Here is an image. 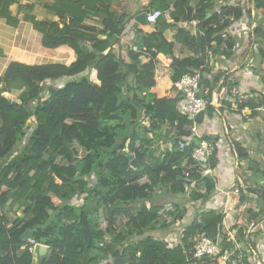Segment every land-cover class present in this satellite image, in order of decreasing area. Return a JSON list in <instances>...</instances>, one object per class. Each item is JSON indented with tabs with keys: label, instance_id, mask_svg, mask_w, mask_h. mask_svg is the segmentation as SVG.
<instances>
[{
	"label": "trees",
	"instance_id": "16d2710c",
	"mask_svg": "<svg viewBox=\"0 0 264 264\" xmlns=\"http://www.w3.org/2000/svg\"><path fill=\"white\" fill-rule=\"evenodd\" d=\"M115 1L54 0L44 4L51 18L40 20L32 13L33 4L0 0V17L8 25L18 27L21 19L30 22L42 34L43 46L67 45L76 54L70 64L11 61L0 75V264H34L29 233L52 248L43 264H191L196 236L205 233L216 239L219 234L222 215L202 208L197 210L200 219L183 226V238L174 245L163 234H153L188 211L173 201V221L159 226L162 212L170 208L154 202L157 190L187 196L190 203L206 202L215 191V181L202 176L191 161L193 145L180 148L194 123L177 109L180 94L165 87L159 96L153 89L159 85L162 60L172 70L171 82L199 70L200 94L210 101L224 74L213 70L230 63L238 46L234 30L228 29L234 21L250 17L251 10L244 0L238 5L197 0L195 6L196 0H150L149 6L163 14L152 31L137 28L123 42L131 17L114 11ZM253 3L257 16L252 42L260 44L258 53L264 59V0ZM15 4L16 15L11 10ZM54 16L59 20H52ZM192 21L197 22L195 34L176 28ZM174 28L169 39L165 33ZM25 35L33 44L35 34ZM84 43L90 52L82 48ZM177 43L190 54L178 57ZM33 47L38 60L70 59L61 51L43 50L37 40ZM63 78L72 79L59 87L57 81ZM237 82L227 77V93L234 101H223L219 110L250 121L259 108L264 110V92L237 98L231 93ZM16 90L19 101L4 95ZM216 110L210 104L207 113L212 116ZM160 143L166 147L161 149ZM237 152L253 175L264 178V157L259 161L241 144ZM129 153L139 167L131 165ZM143 178L146 182L141 183ZM118 201L124 206L115 208ZM101 211L106 215L104 227ZM258 216L249 218L257 221Z\"/></svg>",
	"mask_w": 264,
	"mask_h": 264
},
{
	"label": "built area",
	"instance_id": "2783aa9c",
	"mask_svg": "<svg viewBox=\"0 0 264 264\" xmlns=\"http://www.w3.org/2000/svg\"><path fill=\"white\" fill-rule=\"evenodd\" d=\"M250 10L251 19L243 18L241 20V32L239 31L238 39L244 34L254 40L255 27L253 19L257 16L254 3ZM162 14L163 11L160 9H149L146 12L148 24L155 25ZM237 49L240 50L241 47ZM236 69L237 67L226 64L224 66L218 65L213 70V73L221 70L224 71V74L218 86L212 92L210 101L200 94L201 72L199 70L185 74L180 80L171 84V87L175 88L180 94L177 102L178 111L194 122L190 127L189 135L181 140L180 148L185 149L186 146L193 145L192 163L198 167L202 176H210L215 181V190L223 196L220 207H218V210L216 209L218 214L222 215V222L218 225L219 234L216 239L205 233L196 236L197 239L193 240L194 244L190 249L192 255L189 260L191 264L207 263L208 261L209 264H264V259L253 237L259 224L256 220L250 219L249 216L244 215L236 220L231 214V212H237L233 205L238 203L242 190L251 187L240 174L244 163L237 152V144L241 143L235 134L236 130H233L236 126L229 121V111L222 113L219 110L223 106V101L232 100L231 95L227 93L228 85L226 81L227 77H230V74ZM65 79L72 78L58 80L57 83L60 87L65 84V81H68ZM210 104L216 106L217 109L212 116L207 113ZM201 113H203V119L200 121L198 116ZM203 125L207 127L203 129ZM213 158L218 160V164L220 161L221 166L234 173L237 178L235 187L226 188L217 185L216 168L211 163ZM189 174V172L185 173L187 177ZM28 241L33 251L37 242L33 237L28 238ZM165 241L169 245L176 243L170 241V239H165Z\"/></svg>",
	"mask_w": 264,
	"mask_h": 264
},
{
	"label": "crops",
	"instance_id": "0c3cea01",
	"mask_svg": "<svg viewBox=\"0 0 264 264\" xmlns=\"http://www.w3.org/2000/svg\"><path fill=\"white\" fill-rule=\"evenodd\" d=\"M53 1L54 0H20V4L22 5L33 4L34 10L32 13L38 19L44 20V19L51 18V14L44 7V4L51 3ZM225 1L227 0H224L223 2ZM237 2L238 0L232 1V3H235V4ZM196 3H197V0L194 1L192 4L195 6ZM117 5L118 6L121 5V6L117 7ZM149 5H150V0H117L115 1V5H113V10L119 13L120 15H126V17L127 16L131 17L130 18L131 23L129 24L128 29L126 30L125 36L122 37L123 42H127V37H133L135 30L137 28L142 29L145 32H149L147 30L152 28L151 25L149 26V24L144 23V21H142L144 20V16H142L143 18L138 19V21L135 20L137 15L141 13L145 14L149 9H152ZM11 10L13 14L16 15L18 13V4L11 6ZM23 13H25L24 10L22 11V14H20V18L22 17ZM52 20L57 21L59 20V18L57 16H54ZM170 21L172 22L171 17H170ZM188 24L197 25V22L196 21L180 22L177 24L176 28L188 29L186 27ZM196 25L194 26L195 33H196ZM176 28H174L175 30H168L165 33L169 39H172L174 33L176 32ZM150 31H152V29ZM18 32H20L21 35H19ZM31 32L35 34V37L33 38L34 40L33 44L31 43V40L29 39L30 35L29 36L25 35L26 33L30 34ZM193 32L194 31H191V33ZM36 40L38 41L39 46L43 50L50 51V52L61 51L65 54H68L70 56V59L68 61H64V60L52 57V58L45 59V60H38L39 58L37 54L38 52L35 50V47H33L34 45L36 46ZM0 50L2 51V54L0 55V75L6 71L11 61H19V62H23L27 64H46V63L70 64L72 61L76 59L75 52L73 51L72 48H70L67 45H62L58 48H47L43 46L42 34L39 31L35 30L30 22H27L22 19L18 27H12L7 24L6 19L0 17ZM235 58H236V53L234 54L232 61H230L228 65L234 66V64H236L234 62ZM234 67H238V66L236 65ZM240 69L238 68L234 72H232L234 73L233 76H236V75L243 76V74H241ZM65 80H68V79H65ZM240 81L242 83V80ZM239 88H243V86L241 85L239 86ZM228 111H229V117H233L234 121L232 120L233 121L232 123L236 126L235 134L240 139V143L242 142L241 145L247 148V144L249 145V140H250L249 137L253 136L251 134L249 135V133H254V136L252 137L251 145H255L253 146L254 150H257V147L259 144L255 139L256 133H257L256 124L257 122L258 123L261 122V125L264 126V119L261 121H257L255 117L254 119L250 121H245L244 119L241 118L240 115H237V114L234 115L230 110ZM257 111L263 113V117H264V112H263L264 110H261V108H259ZM247 112L248 111H246V113ZM206 127H207L206 125L202 126L203 129ZM242 135H244L243 140L246 141V144L242 140ZM249 153L252 157H256L254 151H249ZM242 161L244 164L242 166L240 174L244 177L247 183H252L254 186H252V188L242 190L238 203L233 205L237 209V212H231V214L236 220H239L244 215L250 216V214H256V213L259 214L258 217L260 218H258L257 220V223L259 224V226L257 227V230L254 233L253 237L255 239L256 244L258 245L260 254L264 259V178L253 175V171H250L248 169V161L246 160H242ZM216 162L217 164L215 165V168H216L215 176H216L217 185L226 187V188L235 187L237 185V178L234 175V173L231 170L226 169L223 166H221L220 161H219V164H218V160H216ZM194 185L195 184H191V186L193 187ZM200 191L201 193H204L205 188L201 189ZM221 199H223V196L221 195V193L215 190L212 196L208 198L206 202L202 203V201L200 200L194 201L192 203L189 202V207L187 206L188 207L187 214L182 219H180L176 223L170 224L169 229H165V230L158 229L153 234H157V235L163 234L165 236L164 239H170V241H174V242L181 240V238H183L182 227L188 225V224H184V223H188V221H185L186 220L185 218H187L188 220L190 218L191 223H193L194 220L198 221L201 217V215L197 216V210L199 208H202L205 210L206 209H215V210L217 209L218 210V207H220L221 205ZM191 207L193 208L192 212L189 210V208ZM216 212L218 213V211ZM172 221H173V218L168 220L169 223H171ZM191 223H189V225H191Z\"/></svg>",
	"mask_w": 264,
	"mask_h": 264
},
{
	"label": "rangeland",
	"instance_id": "374dc122",
	"mask_svg": "<svg viewBox=\"0 0 264 264\" xmlns=\"http://www.w3.org/2000/svg\"><path fill=\"white\" fill-rule=\"evenodd\" d=\"M221 1H224V0H217L215 2L216 5H218V3H220ZM242 1L243 0H239L236 4L238 5ZM244 1L246 3V8L251 9L252 5H253V0H244ZM114 5H115V3H114ZM120 6L117 5V7H120ZM217 8H219V7L217 6ZM255 13H256V11H255ZM142 16H144V13L137 15L135 20L138 21V19L143 18ZM245 17L248 19H251L250 18L251 13H250V17L248 14ZM166 18L170 21V14L168 12L166 13ZM241 20H243V19H241ZM241 20L234 21V24L228 29V30H231V29L234 30V34L236 35V38L239 35V31L241 32V29H240L241 22H242ZM195 25L194 24L193 25L188 24L186 27L188 28V30L194 31L193 33H195V30H194ZM150 30L151 29H149L147 31H150ZM263 31H264V28H263ZM249 37L250 36H245L243 34V36L240 37V39L237 38L238 46L236 47V49L233 53V54L236 53V58L234 60V62L236 64H234V66L237 65L238 66L237 69L241 68L240 69L241 74H243V76H239L236 74H235L236 76H233L234 73H231V75H230L231 77H229L231 79L238 81L236 83L237 85L234 86L233 92H231L233 95H236L237 98H239V95L241 97H243L245 94H251V93H253L254 90L264 92V82H263V79H264V59H260V54L258 53L260 44L259 43L254 44L255 42L253 43L252 38H249ZM239 47H241L240 50L237 49ZM175 53L178 57L182 58V57L189 55L190 51L187 48L180 45L179 43H177V44H175ZM145 60H147V58ZM157 74H158L157 76L159 77L158 78L159 79V85L156 88H154L153 90L157 93V95L163 96L165 94V91H164L165 87H167V86H168V88L171 87L172 82L170 81V78L172 76V70L162 60H158V73ZM240 80H242V83ZM241 85L243 86V88H239V86H241ZM4 95L9 97L12 100L19 101L18 100V95H19L18 90L13 91L12 93L6 92V93H4ZM45 97H46L45 94L41 95L42 99H45ZM255 117H256L255 119L257 121H261L264 119L263 113H261V112H259V115L257 114ZM254 127H255V125H254ZM263 127L264 126L261 125V122L260 123L257 122L256 129H257V133L259 132L258 134L256 133V138H255L259 144L257 147V150H254L253 146H255V145H251V141H252V137L254 136V133H249V135L251 134L253 136L249 137L250 138L249 145L247 144L248 150L254 151L255 155H256L255 158L259 159V161L262 157H264V128ZM233 130H236V127ZM243 136L244 135H242V140H243ZM244 143L246 144V141H244ZM160 146H161V149L166 147L165 143H160ZM140 182L141 183L146 182V178H143ZM192 188H194V187L191 186L189 188V191L192 190ZM162 192H163V190H162ZM156 193L158 195L156 196L154 202L164 204V205H166V207L170 208V210H168L166 212H162L161 219L159 222L160 223L159 226H161L162 223H164V222L169 223L168 220L173 218V215L171 214V212L175 210V207L173 206V203H172L173 201H176L179 203L181 202V206L186 205V207L187 206L189 207V200H188L189 198L187 196L184 198L180 197V196H172L169 194L161 193V190H157ZM81 203H82L81 201L77 202L78 205ZM189 210L192 212L193 208L191 207V208H189ZM21 213H22V211H19V214H21ZM11 215L13 217H15V213L11 212ZM99 216H100L101 225H102V227H104L106 225L105 212L101 211ZM185 219H186L185 221H188V223H184V224L191 223L190 218H189V220L187 218H185ZM125 221L126 220H123V222H125ZM179 223H181V222H179ZM181 224H183V223H181ZM164 228L169 229L170 225L167 227H164ZM161 229H163V228H161ZM107 240H110V238L107 237Z\"/></svg>",
	"mask_w": 264,
	"mask_h": 264
},
{
	"label": "water",
	"instance_id": "95a60500",
	"mask_svg": "<svg viewBox=\"0 0 264 264\" xmlns=\"http://www.w3.org/2000/svg\"><path fill=\"white\" fill-rule=\"evenodd\" d=\"M144 23H147V19H146V13L144 14ZM82 48L87 51L90 52L91 48L89 46L88 43H84L82 44ZM198 119L201 121L203 119V113H201L198 116ZM127 157L130 159V163L133 167H139V162L137 160V158H135L133 156V154L129 153L127 154ZM123 203L121 201H118L114 207H123ZM32 237V235L29 233L26 235V238H30ZM33 256H34V264H43V262L47 259H50L51 255H52V248L51 246L44 244V243H36L34 248H33Z\"/></svg>",
	"mask_w": 264,
	"mask_h": 264
}]
</instances>
